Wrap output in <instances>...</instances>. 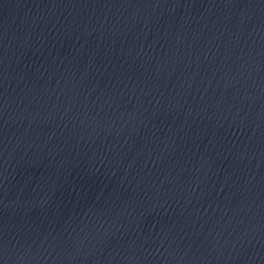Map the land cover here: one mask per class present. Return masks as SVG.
Returning a JSON list of instances; mask_svg holds the SVG:
<instances>
[{
  "label": "water",
  "instance_id": "water-1",
  "mask_svg": "<svg viewBox=\"0 0 264 264\" xmlns=\"http://www.w3.org/2000/svg\"><path fill=\"white\" fill-rule=\"evenodd\" d=\"M0 264H264V0H0Z\"/></svg>",
  "mask_w": 264,
  "mask_h": 264
}]
</instances>
